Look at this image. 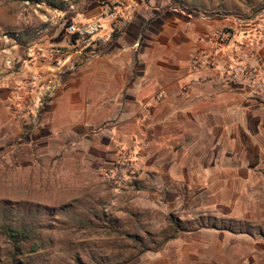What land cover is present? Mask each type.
Returning a JSON list of instances; mask_svg holds the SVG:
<instances>
[{
    "label": "rangeland",
    "instance_id": "374dc122",
    "mask_svg": "<svg viewBox=\"0 0 264 264\" xmlns=\"http://www.w3.org/2000/svg\"><path fill=\"white\" fill-rule=\"evenodd\" d=\"M70 1L76 9L91 4L90 0ZM262 7L260 4L256 12ZM56 10L46 3L0 0V93L9 94L14 101L4 106L11 116L5 111L0 116V264H220L209 257L201 259L198 243L190 242V237L205 229L243 232L247 237L264 235L256 221L222 219L221 215H230L208 200L212 191H206L207 198L197 195L199 190L179 196L168 180L155 181L151 164L165 169L184 166L175 165V158L170 156L173 150H166L161 158H146L143 163L135 149L119 148L118 158L100 172V188L73 171V165L61 164L60 156L51 158L49 145L53 141L45 139L42 121L62 76L83 62L75 59L66 67L58 66L61 54L56 51H70L61 45L66 26L79 21L60 19ZM113 10L109 8L105 15ZM79 18L83 22L98 20ZM8 23L12 25L3 28ZM243 23L255 25L253 37H257L261 52L250 49L229 63L244 62L248 54L261 56L264 52L263 24L256 25L257 18ZM57 31L60 35L54 37ZM230 31L219 30L210 37L226 36L227 44L233 37ZM47 39L49 43H45ZM250 64L258 66L254 61ZM258 69L254 87L242 82L236 91L238 100L218 102L221 116L205 112L186 118L184 124L183 117H173L163 137L165 142L181 145L176 153L198 141L203 145L215 143L216 149L207 150V165L215 158L223 166L240 168L247 158L251 165L255 160L254 171L264 172V62ZM157 93L154 101L166 98L167 91L161 99ZM230 106L238 107L230 110ZM192 158L202 161L199 156ZM123 162L131 168L121 169V179L115 184L106 171L121 167ZM197 183L190 182L192 187ZM5 225L25 228L29 240L12 242L3 231ZM226 246L229 243L224 242ZM236 249L242 245L237 244Z\"/></svg>",
    "mask_w": 264,
    "mask_h": 264
},
{
    "label": "crops",
    "instance_id": "0c3cea01",
    "mask_svg": "<svg viewBox=\"0 0 264 264\" xmlns=\"http://www.w3.org/2000/svg\"><path fill=\"white\" fill-rule=\"evenodd\" d=\"M63 1L70 5L67 11L56 10V17L63 20L83 22L79 16L101 19L109 8L120 5L130 7V20L124 35L108 43L101 56L83 61L62 76L41 125L45 139L55 144L49 145L51 158L60 156L61 164L73 165V171L100 188V172L118 158L119 148L135 149L143 163L173 150L170 156L175 165L184 166L165 169L151 164L155 181L168 180L179 196L199 190L197 195L207 198L206 191H212L208 200L230 215H221L222 219L256 221L264 230V172L254 171L255 160L251 165V160L243 158L245 166L234 168L212 158L213 163L207 165V150L216 149L215 143L198 141L176 153L181 145L163 139L173 117H183L184 124L186 118L205 112L221 116L219 101L238 100L240 86L230 85L215 72L192 70L191 59L198 52H207L224 64L238 60L250 49L260 53L257 37H253L255 25L244 26L243 22L257 18L256 25L264 26V0H97L78 9L70 0ZM260 4L263 7L256 12ZM9 23L3 28L12 25ZM225 29L231 30L233 37L222 47L200 41ZM59 35L57 31L54 37ZM69 42L65 35L62 47L69 48ZM160 89L167 91L166 98L156 102ZM7 101L14 103L9 94L0 93V116L2 111L11 113L4 107ZM234 107L238 106L228 108ZM197 156L205 157L196 162L192 157ZM195 181L198 183L192 187L190 182ZM197 233L190 242L198 243L201 259L209 257L220 264H264L263 234L247 237L243 232L208 229ZM224 242L229 246L223 247ZM237 244L242 249H236Z\"/></svg>",
    "mask_w": 264,
    "mask_h": 264
},
{
    "label": "built area",
    "instance_id": "2783aa9c",
    "mask_svg": "<svg viewBox=\"0 0 264 264\" xmlns=\"http://www.w3.org/2000/svg\"><path fill=\"white\" fill-rule=\"evenodd\" d=\"M129 9L128 5H120L114 7L113 11L108 12L101 19L86 22L72 21L68 23L65 32L70 41L68 45L70 51H62L61 49L56 51L57 54H61L58 66L63 68L69 64H73L76 61L75 59L85 61L101 56L104 47L108 43L124 35L130 20ZM227 39L226 36L217 34L213 37H201L200 41L213 43L222 47L226 44ZM246 57L247 59L244 62L220 64L215 55L199 52L192 57L191 68L195 71L215 72L218 75H222L227 83L234 86H239L242 82H245L246 87L252 88L256 83L255 77L258 73V68L264 62V52L261 56L248 54ZM250 61L256 62L258 66H251ZM165 94V89L160 90L157 93V99L163 98ZM130 168L131 165L128 162H123L121 167L117 166L106 171V175L115 184H118L119 179H121L119 178L120 170L129 171Z\"/></svg>",
    "mask_w": 264,
    "mask_h": 264
},
{
    "label": "trees",
    "instance_id": "16d2710c",
    "mask_svg": "<svg viewBox=\"0 0 264 264\" xmlns=\"http://www.w3.org/2000/svg\"><path fill=\"white\" fill-rule=\"evenodd\" d=\"M33 4L46 3L48 6L54 9H59L62 11H67L69 8L68 2L61 0H27ZM97 0H90V3H94ZM5 235L12 240V242L17 243L19 241L29 240L28 233L25 228H13L11 226L5 225L2 227ZM39 246L35 245V249Z\"/></svg>",
    "mask_w": 264,
    "mask_h": 264
}]
</instances>
